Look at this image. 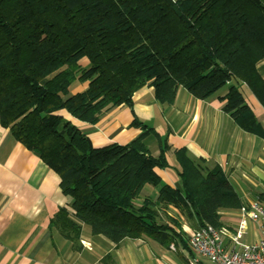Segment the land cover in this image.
Here are the masks:
<instances>
[{
    "label": "trees",
    "instance_id": "obj_1",
    "mask_svg": "<svg viewBox=\"0 0 264 264\" xmlns=\"http://www.w3.org/2000/svg\"><path fill=\"white\" fill-rule=\"evenodd\" d=\"M262 59L264 0H0V124L59 176L71 199L49 229L74 247L83 223L115 245L179 242L189 252L180 223L163 220L161 208L186 213L196 228L224 226L220 210L241 204L218 166L202 168L173 149L179 185H159L154 168L168 166L172 148L153 128L134 118L137 137L95 148L60 111L95 124L110 109L131 106L144 85L162 104L179 87L202 100L226 89L222 109L250 131L257 121L241 88L264 108ZM78 82L87 87L72 93ZM150 133L157 155L144 142ZM145 185H159L157 202L145 201Z\"/></svg>",
    "mask_w": 264,
    "mask_h": 264
},
{
    "label": "crops",
    "instance_id": "obj_2",
    "mask_svg": "<svg viewBox=\"0 0 264 264\" xmlns=\"http://www.w3.org/2000/svg\"><path fill=\"white\" fill-rule=\"evenodd\" d=\"M86 63L84 59L81 65ZM257 69L264 79V59L257 63ZM87 84L78 82L72 93L83 91ZM241 91L257 121L250 131L222 109L220 96L226 89L202 100L179 87L174 101L162 104L156 101L153 88L144 85L132 95L131 106H116L95 124L68 115L95 148L129 143L141 133L131 125L136 118L163 136L172 148L165 153L168 166L154 168L159 185H179L173 149H185L200 167L218 166L241 205L258 201L264 207V108L246 86ZM144 142L152 155L158 154L154 134H148ZM59 182L52 169L0 124V264H188L187 252L179 242L171 244L174 249L146 239H124L115 245L102 235L91 234L83 223L74 247L56 229L48 227L59 207L70 209L71 199L62 194ZM159 185L144 186L146 202H157ZM223 211L228 209L220 210L221 216ZM229 211L239 216L238 209ZM160 215L163 220L167 216L176 219L186 238L196 228L193 217L172 206L161 208Z\"/></svg>",
    "mask_w": 264,
    "mask_h": 264
},
{
    "label": "built area",
    "instance_id": "obj_3",
    "mask_svg": "<svg viewBox=\"0 0 264 264\" xmlns=\"http://www.w3.org/2000/svg\"><path fill=\"white\" fill-rule=\"evenodd\" d=\"M238 212L234 227L206 225L190 233L188 264H264V207L252 201Z\"/></svg>",
    "mask_w": 264,
    "mask_h": 264
},
{
    "label": "rangeland",
    "instance_id": "obj_4",
    "mask_svg": "<svg viewBox=\"0 0 264 264\" xmlns=\"http://www.w3.org/2000/svg\"><path fill=\"white\" fill-rule=\"evenodd\" d=\"M86 65H88V63H86ZM60 114L63 115L67 120L71 119V117L64 110L60 111ZM159 136L163 139V136H161V135H159ZM154 137H156V135H154ZM156 140H157V138H156ZM157 142H158V140H157ZM237 217L238 216H237L236 212L228 210V211H223V216H221V220H222V223L224 224L225 227L231 228V227H233L232 225L236 222ZM187 253L191 257L190 253L189 252H187Z\"/></svg>",
    "mask_w": 264,
    "mask_h": 264
}]
</instances>
